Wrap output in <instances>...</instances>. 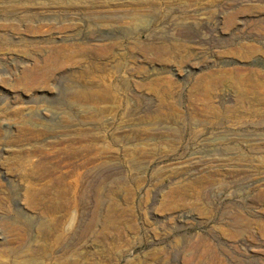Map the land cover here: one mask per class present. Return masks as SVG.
Returning <instances> with one entry per match:
<instances>
[{
    "label": "rangeland",
    "instance_id": "rangeland-1",
    "mask_svg": "<svg viewBox=\"0 0 264 264\" xmlns=\"http://www.w3.org/2000/svg\"><path fill=\"white\" fill-rule=\"evenodd\" d=\"M0 264H264V0H0Z\"/></svg>",
    "mask_w": 264,
    "mask_h": 264
},
{
    "label": "bare ground",
    "instance_id": "bare-ground-1",
    "mask_svg": "<svg viewBox=\"0 0 264 264\" xmlns=\"http://www.w3.org/2000/svg\"><path fill=\"white\" fill-rule=\"evenodd\" d=\"M65 253V252H64Z\"/></svg>",
    "mask_w": 264,
    "mask_h": 264
}]
</instances>
